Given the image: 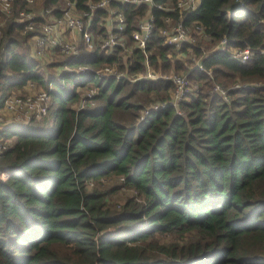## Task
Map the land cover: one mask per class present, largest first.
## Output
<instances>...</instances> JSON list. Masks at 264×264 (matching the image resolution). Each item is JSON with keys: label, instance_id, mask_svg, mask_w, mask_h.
Instances as JSON below:
<instances>
[{"label": "trees", "instance_id": "obj_1", "mask_svg": "<svg viewBox=\"0 0 264 264\" xmlns=\"http://www.w3.org/2000/svg\"><path fill=\"white\" fill-rule=\"evenodd\" d=\"M102 1L43 0L33 29L19 19L34 10L27 0L0 9V109L28 82L53 84L47 115L0 131L8 141L0 154V264H264V0H201L185 9L184 23L200 24L210 43L226 38L210 53L201 41L165 42L166 17L181 16L178 0H108L125 15L119 35L131 43L140 19L153 14V70L189 80L178 106L144 119L146 105L171 99L176 84L144 76L142 49L125 56L120 46L101 47L98 38L109 34ZM67 3L84 13L97 45L44 62L29 40L63 18ZM247 46L255 52L247 62L231 57ZM189 49L198 61L187 70L174 57ZM42 63L89 70L47 75ZM106 64L143 78H97L93 69ZM215 83L230 100L211 92ZM90 85L94 104L78 107L80 88Z\"/></svg>", "mask_w": 264, "mask_h": 264}, {"label": "built area", "instance_id": "obj_2", "mask_svg": "<svg viewBox=\"0 0 264 264\" xmlns=\"http://www.w3.org/2000/svg\"><path fill=\"white\" fill-rule=\"evenodd\" d=\"M123 3H132L135 5L140 4H148L150 6L154 5L153 0H120ZM201 0H199L200 3ZM108 0H103L101 3H99L97 6L99 7H108L109 16L105 19L104 24L109 34L106 37L100 38V45L104 49H110L117 46H120L122 49H126L125 40L123 37L119 35L120 31H123L126 26V20L125 15L123 12L114 10L109 8L108 6ZM199 3L196 5L194 4V0H178L177 7L181 13V16L177 22H174L175 24L169 28L168 25L162 30V34L165 36V42L168 44H173L176 47H181L184 43L189 44H196V39L193 37V35L190 34L191 25H186L184 23V11L188 7H197ZM12 3L11 0H0V9L4 12H8ZM96 7L95 5H91ZM159 7L164 8L165 10H170L168 6L165 7L162 4L158 5ZM20 20H27L29 21V24L27 25L28 29H33L35 25V15H31L30 13H24L21 12ZM64 21H66L68 27L71 29H76L81 34L82 39V45L88 49L93 50L96 45V39L95 35L89 30L88 25L84 19V17L79 16H72L69 12L65 13ZM90 19V18H89ZM170 21H173V18L166 17V24ZM63 22V19H58V21H47L46 23H43L41 25L42 32L38 35H35L36 38V49L34 51L35 55L38 57H46L49 55L50 52H53V50H58L62 54L71 55V56H78L80 54V44L77 41L73 40H66L63 39L58 31L60 23ZM3 23L0 22V25ZM194 27L196 29H199L202 32V26L200 24H195ZM154 29V17L153 14H148L146 17L141 18L138 23V29L132 32V38L134 40L133 45H130V49H142L145 52V66H146V73L145 77L147 79H158V78H167L172 79L175 84L176 88L175 91L171 97V99H168L164 102H158L154 105H151L147 107L143 114H141L140 119H144L146 114L152 110H157L160 108L165 107L166 105H175L178 106L179 103L185 98V94L189 91H191V87L189 86V80L188 78L183 74H168V75H162L158 74L153 70L150 61H149V55L146 51V46L148 39L150 38L152 32ZM203 35L206 36L204 33ZM223 42V46L220 48H217L215 50L224 49L225 42L227 41L226 38L221 40ZM129 49V50H130ZM214 51V50H213ZM254 51L249 47L244 48H236L230 51V55L232 58H235L241 62H247L253 55ZM198 66L204 70L206 73H208L210 76L213 75L212 69H207L201 64V62H198ZM89 70L88 68L79 67L75 68L71 71L74 73H81L84 71ZM94 75L96 74L97 78H105V77H116L118 79L127 77V73L123 72L122 70L116 69L115 65H104L98 69H93ZM129 78V76H128ZM143 78V75L137 76L136 78L130 79L131 80H138ZM33 82H30L29 84L32 85ZM196 86V85H195ZM232 87H240V84L234 85ZM53 88V84L50 83L47 89H44L40 92L36 93H29L24 95H16L15 93H12L8 95L3 102V109L5 111H9L12 113V116H14L16 119H22L23 122L27 123L31 121L32 119H39L43 116L47 115L49 110V105L51 103V90ZM198 87L196 86L195 89ZM211 92L217 93L221 95L224 99L227 101L230 100L229 91L227 88L223 87L219 83H215L214 87L212 88ZM97 93V87L92 85L88 89L86 96L80 100V103H78V107H84L88 102L94 104V95ZM1 108V109H2ZM0 109V110H1ZM16 123H19L18 121H12V120H5L4 116H0V131L6 129L7 127L14 125ZM8 141L4 138L0 139V154L7 148Z\"/></svg>", "mask_w": 264, "mask_h": 264}, {"label": "rangeland", "instance_id": "obj_3", "mask_svg": "<svg viewBox=\"0 0 264 264\" xmlns=\"http://www.w3.org/2000/svg\"><path fill=\"white\" fill-rule=\"evenodd\" d=\"M196 3L198 4L199 0H194V4L195 5H196ZM63 7H65V6L63 5ZM68 7H69V4L67 3V7L66 8H68ZM10 12H9V14H10ZM68 12L72 16H76V14H78L76 11L69 10ZM38 13H40V11L37 8H34L33 12H31L30 14L34 15V14H38ZM146 16H144V17H146ZM144 17H142V18H144ZM174 24H175L174 20L170 21L169 23H167L169 28H171ZM191 27L192 28L190 30V34L193 35V37L196 39V42L201 41V44H202V47L204 48L205 53H210L211 51L223 46V42L222 41L210 43L209 39L205 35H203L199 29H196V27H194V26H191ZM95 39L97 40V37ZM99 39L100 38H98V40ZM124 40H125V44H126L127 48L124 49L122 53L126 56L129 53L130 45H133V43L129 42L127 40V38H125V37H124ZM80 47H81V45H80ZM81 48H84V47H81ZM58 53H59L58 55L57 54H55V55L52 54L51 55L52 59H53L52 61L64 60L65 57H63V54L60 53V52H58ZM51 56L48 55V56L40 58V59L42 61H44V62H48L51 59ZM196 58H197V56L193 53L192 49H189V51L187 50L186 52H183L181 54L177 53V56L174 57V60L179 59L180 64H182V62H183V66L186 67L187 70H188V69H190L193 66V64H191L189 62V60L198 61V59H196ZM42 64H43L42 69L45 71V73L47 75L48 74L49 75H58L62 70L71 71V70L75 69V68H69L67 66H61V65H59L57 67H53V66L51 67L47 63H42ZM115 68L118 69V66L116 65ZM127 75L129 77H131V79H133L134 76H135V75L134 76L133 75L130 76L129 74H127ZM190 84L193 86V88H196V86H194L195 82L190 81ZM237 84H239V83H236L235 85H237ZM90 86H92V85H90ZM89 88H90L89 86L88 87H86V86L81 87L80 90H79L80 91V97H83L84 95H86V93H87ZM44 89H45V87H43L41 85H38L36 82H33L32 85H29L26 89L23 88V89H20V90H15L13 93H15L16 95H24V94H29V93L40 92V91H42ZM78 103H80V101ZM78 103H77V106H78ZM154 104L155 103H153V104L151 103V104H147L146 106L149 107V106L154 105ZM144 112L145 111H141L142 114ZM0 116H4L6 121H8V120L9 121L10 120L15 121L16 120L18 122H23L22 119H16L14 116H12V113H10L9 111H5L3 108L0 110ZM157 238H160L161 240L164 239L163 235H160V237L157 235Z\"/></svg>", "mask_w": 264, "mask_h": 264}, {"label": "crops", "instance_id": "obj_4", "mask_svg": "<svg viewBox=\"0 0 264 264\" xmlns=\"http://www.w3.org/2000/svg\"><path fill=\"white\" fill-rule=\"evenodd\" d=\"M27 1L29 3L28 6L31 9L37 8L40 11V13H38V14H41L43 12V9H42V2H43V0H27ZM107 4H108L109 8L114 9L113 7H110L109 3H107ZM69 10L76 11L77 12L74 4H72V5L69 6ZM77 13L78 14H76V16L84 17V13H80V12H77ZM38 14H36V15H38ZM45 17H46L47 20L55 19V18H53L52 16H50L48 14L45 15ZM49 18H51V19H49ZM62 19H63V22L60 23L59 28H58V31H59L60 36L63 39H66V40H73V41L75 40V41L79 42V44L82 46V43H81L82 42V39H81L80 32H78L76 29H71L70 27H68L66 21H64L65 20L64 17ZM55 21L57 22L58 19H55ZM29 45H31L30 46L31 47V52L34 55L35 54L34 51L36 49V38H31L29 40ZM49 55L51 56V52H50ZM52 60L53 59H52V56H51V59L48 61V63H50V61H52ZM29 83L30 82H28V84H26L24 86L25 89L30 85Z\"/></svg>", "mask_w": 264, "mask_h": 264}]
</instances>
